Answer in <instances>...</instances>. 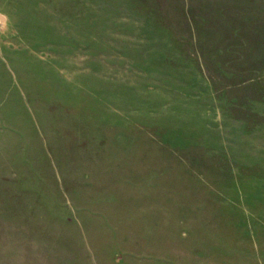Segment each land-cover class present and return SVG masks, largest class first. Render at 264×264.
<instances>
[{"label": "rangeland", "instance_id": "374dc122", "mask_svg": "<svg viewBox=\"0 0 264 264\" xmlns=\"http://www.w3.org/2000/svg\"><path fill=\"white\" fill-rule=\"evenodd\" d=\"M0 264H264V0H0Z\"/></svg>", "mask_w": 264, "mask_h": 264}]
</instances>
